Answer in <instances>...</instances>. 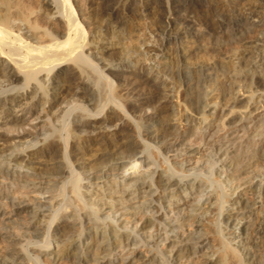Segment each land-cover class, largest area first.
I'll return each mask as SVG.
<instances>
[{
	"label": "bare ground",
	"instance_id": "bare-ground-1",
	"mask_svg": "<svg viewBox=\"0 0 264 264\" xmlns=\"http://www.w3.org/2000/svg\"><path fill=\"white\" fill-rule=\"evenodd\" d=\"M263 100L264 0H0V264H264Z\"/></svg>",
	"mask_w": 264,
	"mask_h": 264
},
{
	"label": "rangeland",
	"instance_id": "rangeland-1",
	"mask_svg": "<svg viewBox=\"0 0 264 264\" xmlns=\"http://www.w3.org/2000/svg\"><path fill=\"white\" fill-rule=\"evenodd\" d=\"M86 1L87 0H78V3H80V6H84L85 3H86ZM236 13H238V12H236ZM146 27H147V20L145 18H142L141 19V22L138 23L139 32L142 33L144 30H146ZM258 30H260V27L255 26V28H253V29H251L249 31H246V32H244L242 34L236 35L240 39L238 41L237 40H231L230 42H228V44H226V45L223 46V49L221 50V53H226L224 50H226L228 47H234L236 45V43H246V42L251 41L256 36ZM197 42L198 43H201L202 41L201 40H198ZM235 95L237 96L238 99H240V98L245 97L247 94L246 93H243L241 91L240 93H236ZM243 100L238 104V107L240 109H243L244 108L245 100L244 101ZM261 110H262V108H260V107L258 109H256V110H254L253 113L250 115L251 116L250 119H245L244 120V123L245 124H250L251 123L250 121L252 120V118H254V116L256 114L260 113ZM100 116L101 115H99L98 117H100ZM237 124H240V123H237ZM234 126H236V125L235 124H231L228 127H226L225 129L220 130L219 132L220 133H223L224 130L231 129ZM169 158L173 160L174 159V156L173 155H170ZM245 194L246 195H244V198H246L248 201H252V197H250L249 193L246 192ZM234 196H236V195L230 194V195H228V198H230V200H231ZM60 221H61V218H59L57 220V223H59ZM87 230H88V228L85 229V232ZM54 244H55V242L53 241L51 245L53 246ZM10 248L11 247L9 245H7L4 241H2V239H0V251L1 252L5 251V250H9ZM49 256H50V254L48 255L47 253L40 252V258H41V260H42V262L44 264H67L68 263V260H66V259H56V260H52V258L50 259ZM103 264H112V263H103ZM124 264H129V263H124Z\"/></svg>",
	"mask_w": 264,
	"mask_h": 264
}]
</instances>
